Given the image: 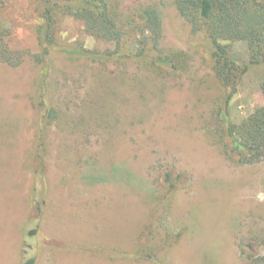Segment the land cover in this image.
Masks as SVG:
<instances>
[{
  "label": "rangeland",
  "instance_id": "obj_1",
  "mask_svg": "<svg viewBox=\"0 0 264 264\" xmlns=\"http://www.w3.org/2000/svg\"><path fill=\"white\" fill-rule=\"evenodd\" d=\"M110 1L124 26L138 8L155 5L160 51L175 60L158 76L133 60L104 65L58 49L48 54L54 112L39 214L30 193L42 135L34 100L41 71L32 58L41 20L35 0H1L8 42L24 57L18 66L0 64V264L31 257L35 264H264V160L239 163L220 130L264 103V67L243 74L225 113L227 91L195 52L173 0ZM57 36L65 46H116L68 16ZM233 53L246 61V42L235 41ZM28 218L40 230L35 240L25 239Z\"/></svg>",
  "mask_w": 264,
  "mask_h": 264
},
{
  "label": "trees",
  "instance_id": "obj_2",
  "mask_svg": "<svg viewBox=\"0 0 264 264\" xmlns=\"http://www.w3.org/2000/svg\"><path fill=\"white\" fill-rule=\"evenodd\" d=\"M173 1L178 13L189 24L195 52L206 60L217 82L227 91L223 108L226 113L243 74L251 66L264 67V0ZM35 3L41 22L36 27L39 50L32 54V58L40 66L41 72L34 100L39 123L42 125V135L31 155L34 165L31 169L33 183L30 202L32 207H38L40 214L46 193V179L41 165L47 150L46 131L54 112L50 103L49 73H46L48 54L58 49L104 65L108 62L133 60L156 72L155 75L158 76L164 73L163 68L169 61L175 60V55L160 51L162 21L155 5L138 8L124 26L110 0H35ZM1 4L0 0V6ZM67 16L82 22L88 35L115 41V48L98 50L86 47L82 42L72 44L73 46L62 45L58 41V25L60 18ZM9 34V29L0 21V64L18 66L23 61L24 54L10 46ZM125 34L128 36L122 42ZM235 41L246 42V61L234 56ZM173 64L174 68H178V63ZM260 89L264 96V81L260 84ZM217 129L219 131V127ZM220 130L228 139L225 146L232 150L239 163L255 164L264 160V103L256 106L239 124L228 122ZM205 132L212 137L218 136L216 131L205 129ZM221 137L223 139L219 134L218 138ZM33 222L28 218L24 224V229H27L26 240L28 236L35 240L34 237L40 234L38 225L34 226ZM35 262L36 258L31 257L23 264Z\"/></svg>",
  "mask_w": 264,
  "mask_h": 264
}]
</instances>
